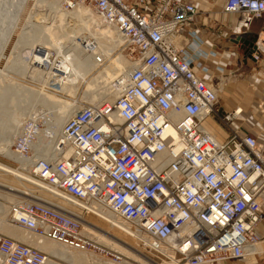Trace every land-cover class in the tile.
Instances as JSON below:
<instances>
[{
	"label": "built area",
	"instance_id": "1",
	"mask_svg": "<svg viewBox=\"0 0 264 264\" xmlns=\"http://www.w3.org/2000/svg\"><path fill=\"white\" fill-rule=\"evenodd\" d=\"M149 2L62 0L63 10L87 6L113 27L134 67L116 98L84 103L65 121L56 152L68 146L70 154L35 160L29 175L60 199L82 204L81 214L94 215L98 208L111 212L145 238H135L136 246L162 264L244 259L257 243L255 227L264 220V149L254 137L232 129L240 109L219 117L218 89L195 72L202 53L193 5L155 0L147 9ZM223 11L260 18L264 0H226ZM186 24H191V53L176 44ZM81 45L84 53H97L93 44ZM256 45L258 61L264 56V33ZM44 54L38 66L48 71L54 57ZM100 59L94 57L102 65ZM120 84L112 82L114 88ZM257 111L264 117V99ZM211 115L230 130L224 142L204 126ZM29 126L13 145L25 157L32 156L40 128L30 132ZM34 198L10 205L11 223L70 250L106 253L83 233L79 217ZM52 263L66 264L0 233V264Z\"/></svg>",
	"mask_w": 264,
	"mask_h": 264
},
{
	"label": "bare ground",
	"instance_id": "2",
	"mask_svg": "<svg viewBox=\"0 0 264 264\" xmlns=\"http://www.w3.org/2000/svg\"><path fill=\"white\" fill-rule=\"evenodd\" d=\"M42 1L43 0H39V5H38V6H42L41 8H43L44 5L48 4L47 0H45V2H42ZM48 1H50L49 3L50 12H49V16H46V17L48 18L49 21L51 17H54L53 18L55 19L54 23H52L49 26V24L45 23L46 21L43 22V24L40 26V30H39L40 34L36 33L38 30L35 31V36L33 37L34 38L33 43L28 44L30 52L27 51L28 53L25 55L24 60L18 61V64L22 66L21 68H23V71L29 75L31 74V76L33 75V78H34V82H29L31 84L28 83L22 86V89H25L26 91L25 95H23L21 91L20 92L17 91V94L8 96L9 93L12 92V90L14 91V88H13L14 86L3 83V81H5L2 78L4 68H0V100L2 101L0 102V125L2 128L1 127L0 128L4 129V131H6L7 133V134L5 133L6 135L3 133L2 134L0 133L1 134L0 135V156L7 158V159L10 157L11 158L10 160L19 166L18 168H13L9 165H6L0 162V177H5V179L6 177H11L13 181L18 182L20 186H22L24 189L25 188L28 189L26 185H30V187L33 186V188L34 187L37 188L38 191L42 193L41 194L42 197L36 196L37 200L41 201V199H47L45 201L46 204L59 208L60 210L66 213H69V212L77 213L79 215L77 217L81 219L82 217L80 214L81 212L80 207L82 206V204H78L74 201L72 202L67 199H60L56 195V192L53 189L45 186L44 184L40 183L39 181H37L36 179H34L32 176L29 175V173H31L32 169L34 168L33 162L35 160L39 158L56 160L61 155L67 156L70 154L71 150L68 146H65L62 152L60 153L56 152V145L61 140V128L63 124L72 114H74L78 109H80L79 105L78 106L73 105L74 107H71L70 104H67L65 108H62V110L57 113H53V111H49L47 109V102L49 101V98L48 100L46 99L47 98L45 95L46 93L44 92L46 88H42L45 85V80L40 79V74L44 72L45 70L41 69L40 66H38V64L40 63L43 64L44 61L42 59H41L42 61H40L39 54H42L43 51L45 52L47 50L46 48H47L48 43L50 42L52 43L55 40L54 42H56L55 45H56L57 51H55V53H52V55L49 56V57H54V60H50V69L48 70V72L51 74L50 78L52 82L59 81L63 83L65 89L62 90L60 94L58 93L61 97H63L64 92L70 91L73 93L74 92L78 93L80 91L79 89L80 80L78 77H80L83 72L86 73V72H90L91 70L99 68V69H103L104 73H107L109 72V70L112 69L111 67L112 61L119 60V63L122 65L123 68L126 69V71L123 73L122 78L119 79L120 83L122 84L117 85V87L115 88L113 87L112 89L106 90V94H105L106 100L112 101L120 93L122 85L126 82L127 73L134 67L133 65L134 63L128 64L127 61H125L121 56L114 57L112 55L110 56L109 54H107V53L113 54L116 51V49H118L119 46L123 44V39L117 32L114 34L115 36L113 38H110L107 35L105 36L99 33H93L91 30H90L91 32H88L89 36H91V39H93V42H91L90 40H88V42H91L92 44H94V46L95 44H97L94 50L95 51L97 50L102 54V55L97 54L101 58L100 60L102 62V65L95 62L94 57L96 56V54L93 55L91 58L88 57L86 60H84L82 58L84 56V53H71V52L69 53V51H71L73 47L69 42V38H73L74 36H76V34L74 33V31L68 30L69 26L67 24L63 25V22L65 20L68 23L73 21L77 25H79V27L81 28L80 29L81 35L82 33L83 34L87 33L85 31L88 30L89 26H91L90 22H88L90 15L94 16L96 22L99 25L105 26L109 29H113V30L115 29L111 26L103 24L101 19L93 11H91L89 8H86L82 5L77 6V8H75L73 11H65L61 8L62 0H48ZM27 2L28 0H0V29H3L4 31L6 30V32H8L6 33V35L10 33L12 35L13 29L11 27L17 20H19L20 14L22 13ZM65 15H69V16H65ZM62 18L63 19L66 18V19L63 21ZM59 20H62V21L59 22ZM28 21L30 22L31 20H28ZM59 24H61L62 26H60ZM47 27H50L52 29V32L50 31L47 32ZM1 32L2 31L0 30V33ZM36 41L38 44L37 43L34 44V42ZM65 41H67V43H65ZM111 42L113 43V46L109 45V43ZM0 43H1V40H0ZM18 46L19 48L21 47L22 49V46L20 45ZM32 49L34 51H32ZM56 52H59V53H56ZM32 53H38V55L32 54ZM29 60H32V61L28 65H24L22 63V62H27ZM15 62H16V59H15ZM31 81L33 80L31 79ZM27 97H30L31 102L28 100ZM26 98L29 101V104L27 103V105H24L25 109L23 108L18 109V107L16 108V106L18 105H16L15 102L18 100L27 101ZM33 100L36 103L33 102ZM70 102L72 101L70 100ZM40 104H42V107L41 106L39 107ZM23 111L26 112L25 115H22ZM28 124H30V126L28 127V131L30 132H33L34 129H36V127H38L39 125H42L44 128L42 129L39 128L36 131L37 134L35 136V141L31 144L32 156L25 157V156L18 154L16 151H13L12 153V145H14L19 135H21V133L24 132L23 130H26L25 126ZM51 139L53 140L52 144L47 143L46 145L45 143L47 142V140L48 142H51ZM32 192H29V189H28L29 194H31ZM41 202H44V201H41ZM0 208H1L0 209V232L5 234V236L6 235L14 236V233H15L14 227H12L6 221L5 216L7 214V209L5 208L4 205H1V204H0ZM93 212L95 214L94 215L92 214L91 216H95L105 221L113 229L120 230L121 232L125 233L127 236L133 237V239L136 238V239L145 241V238L143 236L137 234L133 229H131L124 222H121L111 212L102 210V208H98L96 209V211L93 210ZM81 223H83L82 227L84 226L85 233L89 237L96 240L98 243H101L102 242L101 238H103L107 241H112L117 246L124 248V244L120 241H117L111 235L98 230L95 226H92L86 223L85 221H82ZM92 233L98 235L100 238L93 237ZM46 245H47V242H46ZM53 247L56 248L55 251L59 250L62 253V255L67 260H69L72 264H91L90 259L94 257V255L91 253L70 250L60 245L58 247H55L53 245ZM250 248L251 247H248L246 249L248 254L251 252ZM75 252H78L81 254L75 255ZM134 253L138 254L137 252H134ZM49 255H52V254H49ZM54 257H57L58 259L64 261L67 264H71L69 261L63 259V257L61 258L56 255ZM98 261L100 262V260ZM100 263H103V261ZM52 264H55V263H52ZM163 264H171V263L164 262Z\"/></svg>",
	"mask_w": 264,
	"mask_h": 264
},
{
	"label": "crops",
	"instance_id": "3",
	"mask_svg": "<svg viewBox=\"0 0 264 264\" xmlns=\"http://www.w3.org/2000/svg\"><path fill=\"white\" fill-rule=\"evenodd\" d=\"M126 1L137 4V0ZM179 1L192 4L195 8L194 33L201 43L202 57L196 61L194 69L209 85L215 87L216 81L219 80L216 105L218 114L224 115L240 109V115L232 122V129L240 135L254 137L264 149V117L257 111L258 103L264 99V56L261 55L260 59L255 61L253 56L249 57L250 49L241 42L243 40L257 43L259 36L264 33V15L252 18L242 13H225L223 7L226 0ZM145 8L152 9L153 1L151 0ZM190 27L191 24L184 25L176 39V44L183 47L187 53H191L187 49L191 40ZM204 126L220 142H224L230 133L215 115L209 116ZM14 232V236H6L19 239L21 243L38 247L49 254L55 253L56 248L53 245L59 246L42 238L30 235L29 237L28 233L22 234L16 228ZM254 234L257 243L250 248L251 252L247 253L244 259L217 264H261L264 261V220L255 227ZM60 257L67 260L61 254Z\"/></svg>",
	"mask_w": 264,
	"mask_h": 264
},
{
	"label": "rangeland",
	"instance_id": "4",
	"mask_svg": "<svg viewBox=\"0 0 264 264\" xmlns=\"http://www.w3.org/2000/svg\"><path fill=\"white\" fill-rule=\"evenodd\" d=\"M152 1L154 4L155 0H152ZM42 2H45V0H43ZM47 2H48V4L44 5L43 8H41L42 6H38L39 0H28L27 4L25 5V7L22 11V13L20 14L19 20H17L16 21L17 23L15 22L13 24V26L11 27L13 29L12 35H11V33L6 35V33H8V32H6V30L4 31L3 29H0L4 33V34L2 32H1L2 34L0 33V40H1V43H0V68H4L2 78L5 80V81H3V83L14 86L13 87L14 91L12 90V92L9 93L8 96H12L13 94H17V91L18 92L21 91V93H23V95H25L26 91H25V89H22V86L24 84H28L29 82H34L33 75L31 76V74L29 75L26 72H24L23 68H21L22 66L18 64V61L24 60L25 55L28 53L27 51L30 50L28 47V44L33 43V41H34L33 37L35 36V31L38 30L36 33L40 34L39 30H40V26L43 24V22L46 21L45 23L49 24V26L52 23H54V20H55V19H53L54 17H51L50 21L46 17V16H49V12H50V7H49L50 1L47 0ZM84 7L87 8V6H84ZM65 16H69V15H65ZM58 18H60V17H58ZM65 19L62 18L63 21ZM28 20H31V21L29 22ZM62 20H59V22H61ZM88 20H89L88 22H90L91 26L88 27L89 31L88 30L85 31L87 33H84V34L82 33V35L80 34L81 28L75 22L71 21L68 23L66 20L63 22V25L67 24L69 26L68 27L69 31L70 30L74 31V33L76 34V36H74L73 38H69L70 44L74 47V48L72 47V50L69 51V53L70 52L71 53H84V49H83V46L81 44H83L84 41L88 42V40L93 42V39H91V36H89L88 32L92 31L93 33H99V34L105 35V36L107 35L110 38H113L115 36L114 35L116 33L115 30L109 29V28L102 26V25H99L96 22L93 15H90ZM59 25L62 26L61 24H59ZM48 31L52 32V29L50 27H47V32ZM10 35L13 37H11ZM77 35H79L80 37ZM78 40H80V41H78ZM54 41L52 43L51 42L48 43L47 48H46L47 50L45 52L43 51V53H47V54H45L46 58H49V56L52 55V53H55V51H57V48L55 45L56 42H54ZM36 43H37V41L34 42V44H36ZM65 43H67V41H65ZM88 43L92 44L90 42H88ZM111 43H109V45L113 46V43L112 44ZM18 45L22 46V49H21V47L19 48ZM96 45L97 44H95V47H96ZM23 47H25V48H23ZM16 50H17V52H16ZM18 50H20V51H18ZM32 51H34V50L32 49ZM95 52H97V53H94V54L93 53H91V54L90 53L89 54L84 53V56L82 58L84 60H86L88 57L91 58L95 54L96 55L97 54L102 55L97 50ZM56 53H59V52H56ZM107 54H109L110 56L112 55L114 57L121 56L125 61H127L128 64L131 63L128 50L124 47V44H121L119 46V48L116 49V51L113 54L112 53H107ZM15 59H16V62H15ZM31 61L32 60H29L27 62H22V63L24 65H28ZM131 64H133V63H131ZM111 67H112V69L109 70V72H107V73H104L103 69H99V68L91 70L90 72H86V73L83 72L81 74V76L78 77L80 80V86H79L80 91L78 93H75V92L73 93L70 91L64 92L63 97H61L59 95L62 92V90L65 89L63 83L59 82V81L58 82H52L51 78H50L51 74L48 71L42 72L40 74V79L45 80V85L42 88H46L44 90V92L46 94L45 93L44 94L46 95L47 100L49 98V101L48 102L46 101L47 102V109L49 111H53V113H57V112L61 111L62 108H65L67 106V104H70L71 107L79 105V108H81L84 106V103L85 104L94 103L100 99L101 100L106 99V95H105L106 90L112 89L113 88L112 82L115 79H117V80L121 79L123 73L126 71V69L123 68L122 65L119 63V60H113L111 63ZM31 79L33 81H31ZM216 83L218 84L219 80H217ZM29 84H31V83H29ZM217 84L215 85V87H216V89L219 90V87H217ZM47 85H49V86H47ZM89 88H90V90H89ZM83 95H84V97H83ZM27 98L29 101L31 100L30 97H27ZM27 98H26V100H27ZM40 99H42V98H40ZM59 99H61V100H59ZM28 100L27 101H25V100L24 101L23 100L16 101L15 104L18 105V106H16V108L18 107V109L19 108L25 109L24 105H27V103L29 104ZM70 100L72 102H70ZM0 102H2V101L0 100ZM33 102H35V101L33 100ZM22 105H23V107H22ZM40 106L42 107V104H40L39 107ZM25 113L26 112L23 111L22 115H25ZM221 116L222 115H219V117H221ZM0 127H1V125H0ZM1 128H0V133L5 134L6 131H4V129H1ZM40 128L42 129L44 127L42 125H40ZM22 133H21V135H22ZM52 141H53L52 139H51V142H48V140H47V142L45 144L46 145H47V143L52 144ZM13 151L14 150H13V145H12V153H13ZM10 159H11L10 157L7 159V158L0 156V162L1 163L9 165L13 168H18L19 166L16 163H14L13 161H11ZM6 179H5V177H0V186H1L0 187V204L4 205L5 208L7 209V214L5 216L6 221L12 227L16 228L20 233L26 235V233H24V231H22V229L17 227L16 224L11 223L10 215H9L10 205L14 204L16 201L19 202L20 200H23V199L35 200L34 197H36V196L42 197V195H41L42 193L39 192L37 188H35V187L33 188V186L30 187V185H26L27 188L29 189V192L33 191L31 194H29L28 189H26V188L24 189L22 186H20V184L18 182L13 181V179L11 177H6ZM17 185H19V186H17ZM46 200L47 199H41V201H44V203H46L45 202ZM71 209H73V208H71ZM69 214L79 216L77 213H73V212H69ZM81 217H82L80 219L81 222L85 221L86 223H88L92 226H95L98 230L111 235L117 241L122 242L124 244V248H125L124 249L120 246H117L112 241H107L103 238H101L103 243L102 242L98 243L96 240L89 237L85 233L84 226H83L82 229H83V232L86 234V236H88L89 238H91L92 240L97 242L99 244L100 248L106 252V253L99 252V251H96L95 253L88 252V253H91L94 255V257L90 259L91 264H107V263L108 264H162V263H160V260L156 256L150 254L149 252L142 250L140 247H137L133 238H131L130 236H127L125 233L121 232L120 230L113 229L105 221H103V220H101L95 216H91L89 214H81ZM82 225H83V223H82ZM92 234H93V237L100 238L98 235H96L94 233H92ZM29 235L30 234H28V236ZM30 236L32 237V235H30ZM46 241L52 242L49 240H46ZM41 251H43V250H41ZM43 252H45V251H43ZM134 252H137L138 254H136ZM75 253H77V252H75ZM60 254L62 255V253L59 250H57L52 255H54V256L56 255V256L60 257ZM77 254L80 255V253H77ZM77 254H75V255H77ZM98 260H100V262L103 261V263H100Z\"/></svg>",
	"mask_w": 264,
	"mask_h": 264
},
{
	"label": "water",
	"instance_id": "5",
	"mask_svg": "<svg viewBox=\"0 0 264 264\" xmlns=\"http://www.w3.org/2000/svg\"><path fill=\"white\" fill-rule=\"evenodd\" d=\"M241 42L250 49L249 57L252 58L253 54L257 50L256 42H244L243 40H241Z\"/></svg>",
	"mask_w": 264,
	"mask_h": 264
}]
</instances>
